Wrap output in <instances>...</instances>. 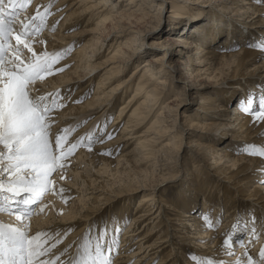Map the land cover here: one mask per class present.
Listing matches in <instances>:
<instances>
[{
    "label": "rangeland",
    "instance_id": "1",
    "mask_svg": "<svg viewBox=\"0 0 264 264\" xmlns=\"http://www.w3.org/2000/svg\"><path fill=\"white\" fill-rule=\"evenodd\" d=\"M32 1L33 0H31V3ZM111 1L115 4V8L112 12L114 15V22H109L105 25V28L98 27L96 30H92L95 28V24L86 26L87 21L85 20L79 25L72 26L70 29L71 31L68 33L74 34L78 32L81 34L83 31L86 32L76 36L75 40L77 41L75 42L78 43V45L82 42L89 41L90 39H94L96 42L97 38H101L99 40L100 44L96 46H99V49L102 48V55L99 53V55L93 57L94 59L92 62L94 65H101L106 62L118 45H121V43L126 44L124 41H126L128 37H135V39L132 38L130 40L133 45L129 44L133 47V50L131 49L132 52L136 53L134 56L135 59L140 53V49L138 48L141 46L140 44L142 41L145 43L143 49L146 48L152 51V42L156 38L150 33L151 30H153V27L155 26L156 32L171 29L173 27L171 24L173 13L178 11V7L184 5L187 6L189 4L194 6L197 15H201V10L204 12V15L199 16L195 21L196 23L206 24L204 28L208 30L213 29L214 26L218 24V26H221L220 29L223 27L222 29H224L223 33L225 35L221 36V41L223 43L219 44L230 47L224 51L236 53V56L231 59L221 57L218 60L219 64L217 65V68L214 70L209 69L206 71L204 70V67V73L196 80L192 79V82L186 77L189 76V74H187L188 70L186 66H184L186 56H183V59L180 60H183V64H179V68L174 69L168 64L169 62H175L174 58L178 54L173 53L169 59L167 57L166 59L170 61H166L167 66H165V69L170 73L158 74L154 81L156 82L157 77L165 76L168 81L165 88L173 89L175 92L169 94L165 99H159L156 106L150 105L155 104L154 102L145 101L144 103V100H146L145 94L138 96V98H135L134 102L131 103L129 110H127L129 111L127 116L138 107H140V112L148 110L150 115L143 125L144 129L147 130L153 125V122L157 120L158 115L163 110L167 118H169V122L166 125H169L170 130L162 133L164 134L163 136L156 134L148 136V139H151L154 143L149 146L150 151L147 155H138L137 157H131L129 155L125 158L121 157L124 153V145L119 148L116 147V145H110L108 148L101 149L98 153V157L110 159L112 161L110 164L103 162L100 159L90 161V157L86 156L83 158L84 155H80L79 158L76 159L81 147L87 145L81 144L78 146L74 154L68 157L66 160L67 162H64L66 163V167L61 169L63 170V174H59L61 171L59 170L52 176V179L55 182L53 186L55 190L50 192H54L53 195L55 197L50 200H46L45 198L44 201L46 202V205L44 204V201L43 203L38 202V204H34L30 215L32 216L37 213L41 204V207L44 208H42V211H45L43 216L45 215L46 219L49 221L58 217L60 213H65L69 208H71V212L78 217L77 221L74 220V222L68 225L67 223L62 224L60 222L55 223L52 226L50 225V228L52 227L55 232H52L53 230L46 231L37 229L31 233L27 229V235L32 238L38 236L36 233L43 234L39 237V240L36 243L40 245L39 251H43V255L47 254V257L58 248L67 244L66 248H64L65 251L63 252V255H61V257L65 256L67 258L61 264H66L69 261H72L71 259L76 258V255L78 254L77 251L80 245V240L77 239L78 237H83L84 243L86 240H90L94 245L97 236L103 233L104 226L107 223V243L111 244V238L114 235L113 227L115 225H122V233L117 237L119 240V251L113 252L115 260L121 251L125 233L132 224L134 213L138 211L137 209L139 207L141 195H144L147 192H153L156 189L159 197L158 199H160V197L165 198L167 204L163 205V203L160 202L161 199L159 202L157 201L156 206H152L155 207L154 211H156L150 216L153 218L138 221V223L134 224L132 228L137 230L144 229L145 223L150 222L148 227H154V231H165L168 229L172 235L169 238L170 241L164 244L165 249L162 252L159 251V253L155 255L154 261L151 264H159L161 258L166 259L168 256L175 260L176 257L179 256L180 261L177 264H188L191 261L196 264H202V262H205L206 264L207 260H212L214 264H220V262H223V264H232L230 256H236V253L231 252L232 254L229 255L228 251L226 252L225 249H236L241 244L238 242L236 243L234 240H236L235 236L242 228L243 229L240 232H245L247 230L245 234L249 232L251 235L247 234L246 236H248L249 239H254L250 245L248 244L250 246L249 250L253 253V259L259 260V253L264 249V175L259 174H264V171L250 170L247 172V175L254 172H257V175L255 176L256 178L249 179L246 175H237L235 170L229 166L231 162L226 163L227 167L225 168H228V170H219L218 167L220 164L215 162V158L219 157L218 155L221 151L217 150V152H214L216 149L210 150L209 148L204 149L199 147L197 141H195L198 140L199 137L195 136L197 134L211 137H222L225 141L219 142L218 145L233 142L237 146H240L241 144H245L246 141L247 145L248 143L249 145H264V130L252 136L249 140L236 138V133L234 132V130H236V125H234L233 121L227 119L228 116L237 115L232 111H234L236 103L242 104L245 102L243 96L247 93H252L254 94L253 97L256 98V96L260 94V90H264V74L255 72L264 68V50L257 48L259 54L251 59H249V55L240 52L244 47L241 41V38L245 37V35L243 36L244 32L246 35H249V39L254 42H259L261 39H264V0H136L133 5L129 4V0ZM30 4L26 11L29 10ZM51 4L53 7L57 5V2L54 1ZM159 4H161V6H159ZM50 11L52 13V8ZM144 13H146L145 20L143 19L144 21H139V18L136 17V15L142 16ZM47 20L50 21V16H48ZM49 21L47 22L49 23ZM152 22H155L154 25H152ZM59 23L61 22H56L55 29L59 28ZM178 29H182V26ZM229 29H232L234 32H230ZM45 30H47V26L44 27L43 31L38 36H48L45 34ZM249 32H252V34ZM56 33V30L50 31V41L55 42V44L59 46H63V43L60 41H63L64 39L55 36L54 34ZM194 34L199 39L201 38L200 32L198 33L194 31ZM13 43H15V41H13ZM112 45L114 48L110 49ZM66 49H68V47L62 49V51H65ZM160 49V47L153 48L155 53L152 55L156 53L164 54V51ZM252 49L254 51L257 50L256 47H252ZM23 50L24 51L22 52L24 53H22V56L25 59L29 58L26 54H29L30 52H28L27 49ZM59 50L60 48H54L52 51L47 49L50 54L58 53ZM170 50L171 49L167 51L170 52ZM74 51L75 49H72L71 52L65 54V57L55 64L54 67L64 61L68 56H72ZM224 51L222 50L223 53ZM35 52L37 54L41 53L38 50ZM195 52L194 48L191 51V54ZM219 52L220 51H218V53ZM30 55L32 54L30 53ZM146 58L148 57H143L141 60L137 59L138 61L121 74V76L110 79L107 82L106 89H100V92H98L97 95L95 92L99 85V78L96 79L93 84L89 82L90 88L88 94L86 96L83 95L81 100L78 98L77 101L80 102L78 103L76 101L75 104H84L94 96L104 97L106 92L110 91L111 88L109 87L119 83L121 79H132L130 80L131 82L135 81V83H137L142 72L139 73V77L137 78L135 76L131 78V76L136 70L135 68H137V66H139ZM238 62L240 67L237 65ZM129 63L132 64V62ZM75 64L76 62L73 63V65ZM258 64H261L262 66L256 70ZM109 65L110 64L103 65V68L94 71V73L99 71L101 72V76L107 75V70L105 69ZM64 72L68 73L66 78L69 82L64 86H73L75 91L78 90V83L88 80L87 78V80L83 78L81 79L82 75H84L83 70L66 67L61 73ZM92 73L90 75H92ZM136 89V87L133 88L130 94L125 96V98L123 97L119 102H117V98L113 100V103L115 101L117 102V105L115 111L110 110V112H108L110 113V115L107 116L108 119H106V117L100 119V116L103 114L100 110L102 111L103 109L100 108L99 103L97 104V107L93 109L95 113L93 115L94 117L82 120L80 124L73 129H68L63 126V129L69 130L67 134L68 143H76L78 138L80 140L92 135L95 137V142L91 147H97L122 137L121 132L125 121H122L121 124H119L120 126H113V123L116 121L115 119L118 116L120 107L131 99L135 94ZM213 92L219 93L221 101H224L227 109L213 111V117L211 118L208 116L210 113H206L205 111L200 112V107L204 105L201 102L203 99H206V95ZM62 97L63 95L59 97L60 103L63 99ZM98 100L100 101L101 99ZM167 102H169L171 106H169ZM163 105L171 107V110L168 111V108L163 109ZM56 111L57 109L55 112ZM89 111H92V109ZM198 113H200V115L204 114V117L197 116ZM184 114H192L194 119H196L193 121L200 122L205 120L206 122L213 124L214 127L209 126L207 129L203 127H195L189 129L186 124H184ZM97 117L99 120H97L93 126V132L91 131L90 133L89 129L91 126H89L85 132L77 136L80 129L90 124L91 121L96 120ZM72 118L73 117H70V119ZM57 124H59V122H57ZM102 134H104V137L102 136L103 138L98 140L100 143H96L98 142L96 139ZM109 134L111 135V139L108 138ZM128 135H130V133H125L124 137L126 138ZM172 136H174V138H171ZM228 136L233 138V140L231 141L230 138L228 139ZM85 142L87 143V141ZM218 145H215V147ZM67 146L68 145L66 144V147ZM132 147L133 146L128 148V150ZM231 147L232 148L229 147V151L235 148L234 146ZM0 151H6L3 145H0ZM240 152L241 149L239 148L236 155H233L232 158H234V156H240ZM245 154L248 157L253 156L249 153ZM261 158L264 160V157ZM0 161H3L5 166L7 165V160L4 157H0ZM62 176L64 177L63 179H61ZM8 178L9 174L4 171L3 167H0V180L6 182ZM207 179L214 181L220 187V189H216L218 193V195L216 194L217 197L208 196L207 192L211 187L207 185ZM144 186L149 188L145 189ZM61 187L65 189L63 193L59 192ZM196 192L197 196L195 195ZM5 195L11 196L10 193L6 194V192H0V203H4L3 198L1 197H4ZM226 197H228L227 200ZM65 199L67 202H65ZM186 199L189 200L188 203H185ZM56 200L61 201V209L58 211H56L54 207V205H57L55 204L57 202ZM204 201H208L209 203L207 206L209 207V210L206 213L204 212ZM11 204L13 209L16 203L12 202ZM219 204H221V207L217 213L213 208L218 210L217 207ZM228 204L233 207H230ZM225 206L230 207V210L233 209V212L228 214ZM234 207L236 208L235 210ZM15 209L13 210L15 211ZM179 210L186 212V214L191 212L194 216H191V218H185ZM14 211H0L1 223H16V220H14L16 217ZM215 213L217 214L215 215ZM232 215L233 218H230ZM113 218L120 219L114 222ZM194 218H196V220L199 218L201 221L206 220L211 223L213 226L209 227L207 225V227L208 229L212 228L214 232L220 230L228 231L225 238H227L226 240H229V244L225 245V248H214V246L209 244V240L206 239V237L201 238L199 236L198 233L203 226H196V220ZM193 224H195L196 227L193 226ZM68 226H70V229L64 230V228H67ZM234 226H236L235 231H233ZM177 228L180 230L177 231ZM89 230H91V232H89ZM144 233H146V231H144ZM206 233H208V231L203 232V234ZM256 234H259V238ZM136 238L137 237L135 236L129 240L135 244L134 241H136ZM154 239H156V237H154ZM232 241H234V243ZM77 243L79 245H77ZM101 243H104L103 237L101 238ZM132 249V252L138 251V245ZM146 254L147 253H139V256H137L136 259L142 258ZM124 259L126 258H122L119 261ZM144 259L145 260L140 261V264H147L148 260H150L149 257H145ZM51 260L52 257H49L46 264ZM129 263L135 264L134 261L126 264Z\"/></svg>",
    "mask_w": 264,
    "mask_h": 264
},
{
    "label": "bare ground",
    "instance_id": "2",
    "mask_svg": "<svg viewBox=\"0 0 264 264\" xmlns=\"http://www.w3.org/2000/svg\"><path fill=\"white\" fill-rule=\"evenodd\" d=\"M57 2V5L52 7V13L50 15V21L46 25L47 30H45V34L48 35L46 37L43 36H38L35 35L31 37V39L34 41L33 43V48L34 50H38L41 53L46 49L49 51L54 48H60L59 52H65L62 51V49H66V54L71 52L72 49H75L74 53H72V56H68L64 61H62L60 64L56 65L54 67L55 69H65L66 67H70L72 69H80L84 71V75H82L81 79H86L87 81L78 83V90L75 91L73 86H64L65 84L69 83L67 80V72L61 73L62 71H54V74L46 76L43 81H37L36 84L33 86V94L34 95H46L49 93H57L59 92V97L63 95V99L61 101V104H63V107L57 108V111L53 112L51 114V119L54 121V123L51 124V131L53 134L59 133L60 130H62L64 127L65 128H70L73 129L74 127H77L78 124L84 119L92 118L94 117L93 115L95 114L93 109L97 107V104L100 103V108L103 110L100 112H103L102 116H100V119L102 118H107L108 115H110V110L115 111L117 102L121 101L122 98L130 94L131 90L133 88H137L135 94L127 101V103H124L120 107V111L118 113V116L116 117V121L113 123V126L121 124L122 121L124 122V127L122 129V137L117 138L115 141H112L110 143L100 145L97 147H91L89 148L88 146H82L80 152L76 156V159L79 158L80 155H84L83 158L86 156L90 157V161L94 159H100L103 162H107L108 164L112 163L110 159L103 158V157H98V153L101 149L108 148L110 145H116V147H122L124 145V153L121 155V157H126V156H131V157H137L138 155H147V153L150 151L149 146L154 143L151 139H148V136L151 134H156V135H164L162 133H165V131H169L170 127L169 125H166L169 122V118H167L166 114L162 110L160 114L158 115L157 120L153 122V125H151L147 130L144 129V122L146 119L149 117V112L148 110L144 112H140V107L136 108L130 115L129 114V107L131 106V103L134 102L135 98H138V96H141L143 94L146 95V102H154L155 104H150V105H157L159 102V99L161 98H167L169 94H172L175 92L173 89H166L165 86L167 85L168 81L165 76L163 77H157L156 82L154 81L156 79V76L158 74H166L167 72L170 73L168 70H166L165 66L166 61L169 62L170 60H167L166 58L169 57L174 53H177L176 57L174 58L175 62H169V66L174 68H179V64H183V56H186L184 66H186L189 74V76H186L189 81L192 82L193 80H196L199 76H201L204 71L203 68L205 67L204 70L208 71L209 69H216L218 63V60L222 58H233L236 56V53L233 52H225L224 50L229 49L227 45H220L219 43H223L221 41V36L225 35L223 33L224 29H220L221 26L215 25L213 29H206L204 28L206 24L204 23H196L195 21L199 18V16L204 15L201 10L198 11L201 13V15H197V11L195 10L194 6L189 4L187 6H180L178 7V11L173 13V19H172V28L168 29L166 31L162 32H156L155 31V26L153 27V30H151L152 36H155V40L152 42V51L148 49H143L145 43L142 41L141 46L138 48L140 49V53L138 54L137 58L135 59V52L133 53V47L129 44H132V41H130L132 38L135 39V37H128L126 41H124L126 44L121 43V45H118V47L115 49V51L112 52L110 57L106 60V62L102 63L101 65L95 64L92 62L94 59L93 57H96L99 55V53L102 55V48L99 49V46H96L100 44L99 40L101 38H97L96 42L94 39H90L89 41L82 42L81 44L78 45L76 43L75 38L76 36L81 35L86 33L83 31V33H74V34H68L72 28V26L79 25L83 21L86 22V26H91L92 24H95V28L92 30H96L98 27H106L105 25L108 24L109 22H114V15H113V10L115 8L114 2L111 0H33L32 3L30 4V8L28 11L24 12L22 15V19H27L28 17L35 15L37 9L39 11H43L44 8L52 2ZM136 0H129V4H134ZM7 2V0H6ZM111 3V4H110ZM120 5V4H119ZM161 6V4H159ZM251 9V8H249ZM248 9V10H249ZM194 10V11H193ZM243 10V9H242ZM145 14V15H144ZM142 16L136 15V17L139 18L140 20H143L146 16V13H144ZM148 15V14H147ZM98 20V21H96ZM145 20V19H144ZM143 20V21H144ZM148 20V19H147ZM153 20V19H152ZM262 21V20H261ZM56 22H61L59 23V28L55 29V24ZM38 23V22H37ZM155 22H152V25H154ZM219 23V22H218ZM113 25V23H112ZM234 25V24H233ZM151 26V25H150ZM149 26V27H150ZM180 26H182V29H178ZM19 25H16L17 30L19 29ZM234 28V27H233ZM232 28V29H233ZM77 29V28H75ZM108 29V28H107ZM149 29V28H148ZM232 29H229L230 32ZM56 30L57 33L54 34L55 36L61 37L60 39H64L63 41H60L63 43V46H59L55 44V42L50 41L49 37L50 36V31ZM200 32L201 38L199 39L196 37L194 34V31ZM236 30V29H235ZM244 31V30H243ZM193 32V33H192ZM229 32V33H230ZM252 34V32H249ZM140 34V32H139ZM199 35V34H198ZM245 37L241 38L242 44L244 47L241 49V53H245L249 55V59L252 57H255L259 54L258 49L253 50L251 45H254L257 42H254L250 40L249 35H246L245 32L243 33V36ZM67 39V40H65ZM74 39V40H73ZM226 42V41H225ZM46 47H45V46ZM22 47V46H21ZM70 47V48H69ZM160 47V50L164 51V54L162 53H155L153 48ZM114 48L112 45L110 49ZM195 48V53L191 54V51ZM222 48V49H219ZM132 49V50H131ZM142 49V50H141ZM170 50L167 51V50ZM35 50V51H36ZM109 50V49H108ZM224 51V53L222 52ZM24 51V50H22ZM100 51V52H99ZM218 51H220L218 53ZM58 52V53H59ZM222 52V53H221ZM24 53V52H22ZM31 57L30 53L26 54V56ZM65 57V56H64ZM63 57V58H64ZM143 57H148L146 58L142 63H140L136 70L134 71L133 76L136 78L139 77V73L142 72L141 76L139 77L137 83L135 81H130L132 79H121V81L117 84H115L111 88L110 91H107L105 96L99 97V96H94L90 100L86 101L84 104H75V102L78 100L82 99V96H86L89 92V82L93 84L96 79L99 78V85L98 88L96 89L95 94L97 95L99 90L102 88L106 89L107 82L110 79L113 78H118V76H121L127 69H129L132 65L138 61L137 59L141 60ZM248 60V57H247ZM73 65V63H75ZM129 62H132L130 64ZM129 63V64H128ZM108 65L105 70L107 75L101 76V72H96L94 71L103 68V65ZM73 65V66H71ZM239 65V62L238 64ZM189 66V67H188ZM262 65L258 64L256 66V70L260 68ZM240 67V65H239ZM205 71V72H206ZM259 71V70H258ZM255 71L257 73H262L264 74V68L260 69V71ZM93 72V73H92ZM92 73V75H90ZM169 78V74H168ZM135 80V79H134ZM257 85V84H256ZM47 87V88H45ZM187 87V86H186ZM188 88V87H187ZM106 91V90H105ZM103 91V92H105ZM260 94L256 96L259 100H261V95L264 93V90H260ZM254 94H246L244 97V103L239 104L236 103L234 107V116H228L227 119L230 121H233L234 125H236V130H234L235 137L236 138H242L244 140H249L252 136L256 135L257 133L261 132L264 130V121H258L254 118L252 113H245L242 111L243 105L247 102L249 98H252L253 100V108L256 111H259V104L260 101L256 98L253 97ZM55 98V97H53ZM117 98V102L113 100ZM223 98V97H222ZM98 99H101L100 101ZM177 99V98H176ZM104 100V101H103ZM172 101V99H171ZM170 102V101H169ZM167 102L169 106H171ZM228 102V101H227ZM241 102V101H240ZM52 101H49V104H51ZM113 103V104H112ZM202 104L200 108V112H208V116L211 118L213 117L212 112L215 110H226L227 108L225 107L224 101H221L219 93L213 92L211 94L206 95V99H203ZM148 105V106H150ZM208 105V106H207ZM212 105V106H211ZM220 107V108H219ZM99 108V109H100ZM163 109H167L168 111L171 110V107H168L167 105H163ZM63 109V110H61ZM92 111H89L91 110ZM98 109V110H99ZM203 110V111H201ZM208 110V111H207ZM99 112V113H100ZM84 114V115H83ZM97 114V113H96ZM169 114V113H168ZM82 115V116H81ZM199 117H204V114L200 115V113L197 114ZM70 117H73L70 119ZM184 121L186 126L189 129H193L195 127H203L206 128L209 126H213V124L206 122L205 120L203 121H193L196 120L194 119L192 114H184ZM198 117V118H199ZM110 118V117H109ZM235 118V119H234ZM98 117L96 120L91 121L90 124L85 126L84 128L80 129L79 133L77 136H79L81 133L85 132L89 126H91L90 133L91 131L93 132V126L97 122ZM59 122V124H57ZM102 123V121H101ZM109 123V122H108ZM201 123V125H200ZM100 124V123H99ZM64 126V127H63ZM120 126V125H119ZM80 127V126H79ZM78 127V128H79ZM214 127V126H213ZM188 129V130H189ZM109 133V132H108ZM125 133L129 134L128 137H124ZM196 134V133H194ZM102 134L100 137H96L97 141L101 140L104 136ZM103 136V137H102ZM195 137H199L197 141V145L202 148H209L210 150H214V152H217V150H220L221 153H219V157L215 158V162L219 165V170L226 171L228 170L226 163L231 162L229 166L233 168L236 172L237 175H246L248 176L249 179L251 178H256L255 176L257 175V172L250 173V175H247V172L250 170H263L264 171V160L261 157H256V156H250L248 157L245 153H248L246 149L249 146L246 144H241L240 146H237L233 142H228L225 143L224 145H218L219 142H224L222 137H217V136H206V135H197ZM50 138H54L50 136ZM78 138V137H77ZM76 138V139H77ZM171 138H174L172 136ZM233 140V138L228 136V139ZM158 139V138H157ZM79 140V138H78ZM81 140V139H80ZM100 143V141L96 142ZM87 145V143H84ZM215 145H218L215 147ZM133 146L130 150V148ZM231 146H234L235 148L229 151V147L232 148ZM241 149L240 156L232 158L233 155H236L237 150ZM143 157V156H142ZM145 158V157H144ZM67 162V161H66ZM70 162V161H69ZM66 164V163H65ZM73 164V162H72ZM75 165V163H74ZM260 168V169H259ZM230 169V167H229ZM63 170L59 172V174L62 173ZM252 172V171H251ZM259 175H264L263 173ZM148 185V184H147ZM207 185L210 186L211 188L209 189L208 196L210 197H217L218 193L216 189H220L217 183L214 181L207 179ZM145 189H148L149 187L144 186ZM216 190V191H215ZM216 193H215V192ZM145 192V191H144ZM147 192V191H146ZM206 192V191H205ZM2 193V192H1ZM54 192H48L42 199V202L45 200H50L51 198L55 197L53 195ZM7 194V192H6ZM9 194V193H8ZM199 194V193H198ZM217 194V195H216ZM197 196V192L195 193ZM3 196V195H2ZM3 198V197H1ZM24 198V194H21L19 197H12V200H20ZM158 195L155 191L153 192H147L144 195H141V199L139 201V207L138 211L134 213V218L132 221V224L129 226L127 232L125 233L123 242H122V247L119 255L117 258L114 260V264H126L128 262L134 261L135 264H140L142 260H145V257H149L150 260H148V263L151 264L154 261L155 255L157 253L162 252L165 249L164 244L170 241V237L172 236L169 232V230L165 231H154V227H148L150 222L145 223L144 229H132L134 224H137L138 221L145 220V219H152V216L156 211H154L156 206V202L160 201L163 203V205L167 204V200L165 198L158 199ZM196 198V197H195ZM209 198V197H208ZM228 197H226L227 200ZM189 199V198H188ZM188 199H186L185 203H188ZM197 199V198H196ZM209 200V199H208ZM57 201V200H56ZM58 200L54 205L56 211L61 209V201ZM48 203V202H47ZM38 204V203H37ZM44 204L46 205V202L44 201ZM208 201H204V212H208L209 207L208 206ZM12 205V204H11ZM43 205V204H42ZM230 207H233L232 205L228 204ZM18 205L15 204L13 209L17 208ZM19 207H24L23 205H19ZM29 207V206H28ZM221 207V204L218 205L217 209H214L219 212V209ZM226 211H228V214L233 212V209L230 210V207L225 206ZM32 209L33 207H29ZM41 204L39 206V209L37 213L33 214L32 216H28L24 222H21L17 220V216L14 218L16 220V223H8L4 225H12L14 227H25L27 226V229L33 233L37 229H42L46 231L53 230L52 232H55V230L51 227L50 225H54L55 223H67L71 224L72 222L77 221L76 214H73L71 212V208H69L65 213L62 212L58 217H55L52 221H49L46 219V216L44 214V210L42 211ZM211 208V207H210ZM44 209V208H43ZM236 208L234 207V210ZM175 210V209H173ZM154 211V212H153ZM42 212V213H40ZM179 212L183 215L185 218H191V216H194V214H191V212H183L179 210ZM214 212V211H213ZM204 213V214H205ZM212 213V211H211ZM215 213V215L217 214ZM206 215V214H205ZM157 216V215H156ZM211 217V216H210ZM156 218V217H154ZM233 218V215L232 217ZM196 220V218H194ZM196 220V226H203L200 229V232L198 233L201 238H205L209 240V244L214 246V248H225L224 241L227 239L225 238L226 233L228 231H223L220 230L218 232H214L212 228L207 227L209 225V222L201 221V219L197 218ZM12 219V221L14 222ZM208 220V218H207ZM1 223V221H0ZM26 223V224H23ZM258 223V222H257ZM214 224V223H213ZM66 225V226H67ZM95 225V224H94ZM98 226V225H97ZM195 226V224H193ZM195 226V227H196ZM64 227V226H63ZM224 228V227H223ZM221 228V229H223ZM63 229V228H62ZM70 229V226L67 228L65 227L64 230ZM243 229V228H242ZM239 230L238 233L236 234L234 240L236 243H241L236 249L229 248L225 249L227 252L230 250L232 253L235 252L236 256H230V259L232 261V264H236V261H241L242 264H247V259L248 256L253 257V253H251L249 250V245L251 242L254 241V239H249L247 234L249 235L250 233L245 232H240L242 231ZM179 231L180 229H176ZM39 231V230H38ZM62 231V230H61ZM146 231V233H144ZM208 231V233L203 234V232ZM253 231V230H252ZM58 232V231H57ZM262 232V231H261ZM144 233V234H143ZM39 234V233H36ZM64 234V233H63ZM66 235V234H65ZM76 235V234H75ZM230 235V233H229ZM251 235V234H250ZM253 235V234H252ZM257 237L259 238V234H256ZM33 236V235H32ZM137 237L136 241H134L135 244H133L132 241L129 239L132 237ZM35 237V236H34ZM156 237V239H154ZM256 237V236H255ZM252 238V237H251ZM77 239L80 240V245H79L77 253H79L80 249L82 248V245L84 243V238L83 237H78ZM259 240V239H258ZM58 241V240H57ZM69 241V240H68ZM256 243V242H255ZM69 244V243H68ZM208 244V245H209ZM249 244V245H248ZM253 244V243H252ZM251 244V245H252ZM258 244V243H256ZM67 245V244H66ZM66 245H63L62 247L58 248L54 252L48 255H40L36 257L35 264H39L40 261L47 262L49 260V257H52V260L48 262V264H61L63 261H65L67 258L65 256L61 257L63 255V252L65 251L64 248H66ZM138 245V251L132 252L135 246ZM54 247V246H53ZM77 247V246H76ZM140 251V252H139ZM43 252V251H42ZM254 252V251H253ZM139 253H147L144 255L142 258L136 259L137 256H139ZM78 255V254H77ZM76 255V256H77ZM122 258H126L122 261H119ZM148 259V258H147ZM73 260V259H71ZM131 260V261H130ZM179 256L176 257V260L172 257H166L161 258V261L159 264H177L179 262ZM71 261H69L66 264H70ZM144 262V261H143ZM142 262V263H143ZM65 263V262H64ZM147 263V264H148ZM130 264V263H129ZM188 264H196L193 261L189 262Z\"/></svg>",
    "mask_w": 264,
    "mask_h": 264
},
{
    "label": "snow or ice",
    "instance_id": "3",
    "mask_svg": "<svg viewBox=\"0 0 264 264\" xmlns=\"http://www.w3.org/2000/svg\"><path fill=\"white\" fill-rule=\"evenodd\" d=\"M30 3L31 0H0V145L6 150L0 151V157L7 160L6 166L0 161V167L9 174L6 182L0 180V192L11 194L3 197L4 203H0V211L13 212L11 203L15 202L18 207L14 214L21 222L31 215L28 206L42 201L48 192L55 190L52 176L66 167L64 162L74 154L76 148L85 141L91 148L95 142V137L89 135L69 144L68 129L51 133V124L54 123L51 114L64 105L59 102V92L34 95L33 86L37 81H43L46 76L54 74V71L63 70H54V65L63 59L67 50L54 54L46 49L40 54L35 52L31 37L41 34L46 27L52 4L49 3L43 12L37 9L35 15L22 19V13ZM16 25L20 26L19 30ZM251 46L264 50V39ZM23 49L32 54L30 58L22 56ZM49 101L52 103L49 104ZM252 105L253 100L249 98L242 111L252 113L258 121H264V93L261 95L259 111ZM108 138L111 139L110 134ZM246 151L250 155L264 157V145L251 144ZM63 178L62 176L61 179ZM64 191L63 187L59 189L60 193ZM21 194H24L23 199L12 201V197H19ZM119 219L113 218V221ZM208 226L213 225L209 223ZM122 228V225L113 227L114 235L111 244H108L106 223L103 233L97 236L96 243L93 245L90 240H86L70 264H114L113 252L119 251L117 237L122 233ZM235 230L236 226L233 227V231ZM41 235L43 234L30 238L27 226L14 227L0 223V264H35L36 257L43 255L39 251L40 245L36 243ZM102 237L104 243H101ZM224 244L228 245L229 240H225ZM228 254H232L230 250ZM259 256L260 259L255 260L249 255L247 264H264V249ZM39 264L46 262L40 261ZM206 264L214 262L207 260ZM236 264L242 262L238 260Z\"/></svg>",
    "mask_w": 264,
    "mask_h": 264
}]
</instances>
